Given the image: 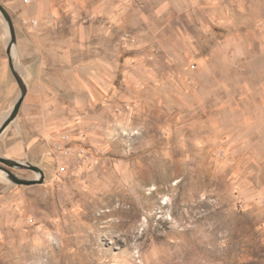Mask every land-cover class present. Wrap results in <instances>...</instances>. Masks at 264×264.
I'll return each mask as SVG.
<instances>
[{"label": "rangeland", "instance_id": "374dc122", "mask_svg": "<svg viewBox=\"0 0 264 264\" xmlns=\"http://www.w3.org/2000/svg\"><path fill=\"white\" fill-rule=\"evenodd\" d=\"M111 1L44 179L0 175V264H264V0Z\"/></svg>", "mask_w": 264, "mask_h": 264}, {"label": "crops", "instance_id": "0c3cea01", "mask_svg": "<svg viewBox=\"0 0 264 264\" xmlns=\"http://www.w3.org/2000/svg\"><path fill=\"white\" fill-rule=\"evenodd\" d=\"M1 2L13 18L14 66L28 91L17 119L0 136V155L35 160L62 121L54 111L67 110L65 96L83 94L86 76H99L86 70L85 48L93 37L109 30L116 4L111 0ZM5 50V35L0 31V125L20 94Z\"/></svg>", "mask_w": 264, "mask_h": 264}, {"label": "water", "instance_id": "95a60500", "mask_svg": "<svg viewBox=\"0 0 264 264\" xmlns=\"http://www.w3.org/2000/svg\"><path fill=\"white\" fill-rule=\"evenodd\" d=\"M0 12L4 19L7 22L9 31H10V39L7 44V54L10 58V68L11 71L20 87V94L18 98L16 99L15 103L13 104L7 118L3 121V123L0 125V136L1 134L5 131V129L11 125L18 117L21 106L25 100V97L27 95L28 91V86L24 78L18 73L14 66V61H13V56L15 54L16 50V43H17V36H16V29L15 25L13 22V18L10 14V12L7 10V8L2 4L0 0ZM17 168H28L31 169L37 173L40 174V178H24V177H19L13 169ZM0 170L8 175V178H10L13 182L17 184H25V185H30L33 183H36V181H42L45 176V171L29 162V161H24L21 159H14V158H7L4 156L0 155ZM3 173V175H4Z\"/></svg>", "mask_w": 264, "mask_h": 264}, {"label": "bare ground", "instance_id": "6f19581e", "mask_svg": "<svg viewBox=\"0 0 264 264\" xmlns=\"http://www.w3.org/2000/svg\"><path fill=\"white\" fill-rule=\"evenodd\" d=\"M9 30H7V34L9 35ZM9 39H10V35H9ZM0 175L2 176L3 175V172L0 170Z\"/></svg>", "mask_w": 264, "mask_h": 264}, {"label": "built area", "instance_id": "2783aa9c", "mask_svg": "<svg viewBox=\"0 0 264 264\" xmlns=\"http://www.w3.org/2000/svg\"><path fill=\"white\" fill-rule=\"evenodd\" d=\"M58 146H60V147H61V146H62V144H61V143H58Z\"/></svg>", "mask_w": 264, "mask_h": 264}]
</instances>
